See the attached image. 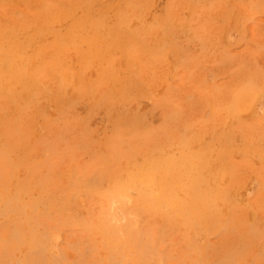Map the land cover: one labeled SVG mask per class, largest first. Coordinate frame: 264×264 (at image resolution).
I'll return each mask as SVG.
<instances>
[{
  "label": "rangeland",
  "instance_id": "374dc122",
  "mask_svg": "<svg viewBox=\"0 0 264 264\" xmlns=\"http://www.w3.org/2000/svg\"><path fill=\"white\" fill-rule=\"evenodd\" d=\"M0 264H264V0H0Z\"/></svg>",
  "mask_w": 264,
  "mask_h": 264
}]
</instances>
